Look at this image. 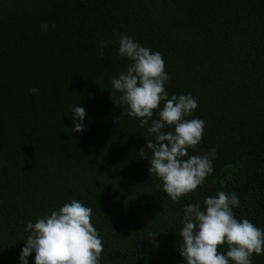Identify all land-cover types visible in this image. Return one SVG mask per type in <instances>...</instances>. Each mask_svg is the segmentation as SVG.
<instances>
[{
  "label": "trees",
  "instance_id": "trees-1",
  "mask_svg": "<svg viewBox=\"0 0 264 264\" xmlns=\"http://www.w3.org/2000/svg\"><path fill=\"white\" fill-rule=\"evenodd\" d=\"M121 34L162 55L169 97L196 98L187 119L205 128L190 154L217 150L213 173L179 201L139 153L147 127L111 99L129 63ZM74 106L83 132H72ZM220 191L264 229V0H0V264H21L27 222L73 199L92 209L100 264H186L184 207Z\"/></svg>",
  "mask_w": 264,
  "mask_h": 264
},
{
  "label": "clouds",
  "instance_id": "clouds-1",
  "mask_svg": "<svg viewBox=\"0 0 264 264\" xmlns=\"http://www.w3.org/2000/svg\"><path fill=\"white\" fill-rule=\"evenodd\" d=\"M41 29L47 31V23H42ZM105 46L100 49L101 56ZM118 54L129 63L126 71L112 78L111 99L116 105H126L125 114L138 119L140 128L147 127L151 139L139 153L147 158L145 149L151 152L150 176L161 181L163 191L173 202L179 201L206 182L217 158L216 148L190 154L197 153L203 144L205 122L187 119L198 102L191 94L169 97L166 85L171 77L159 52L121 34ZM72 113V132H83L86 110L74 106ZM120 115L113 118L116 125ZM203 205L197 202L184 207L179 254L186 264H252L253 255H264V229L248 219L236 218L233 209L240 206V200L235 192L220 191L206 197ZM92 215L90 207L73 199L34 223L28 221L21 264H28L33 253L35 264H100L104 245L91 222ZM224 246L226 254L220 251Z\"/></svg>",
  "mask_w": 264,
  "mask_h": 264
}]
</instances>
